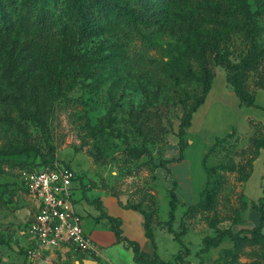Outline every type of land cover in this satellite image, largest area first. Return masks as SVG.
<instances>
[{
    "label": "rangeland",
    "instance_id": "obj_1",
    "mask_svg": "<svg viewBox=\"0 0 264 264\" xmlns=\"http://www.w3.org/2000/svg\"><path fill=\"white\" fill-rule=\"evenodd\" d=\"M215 1L228 2L191 0L167 5L146 25L80 38L76 47L84 53L116 54L107 61H94L85 76L73 64H63L61 70L65 71L60 74L42 70V81L49 91L38 95V118L19 113L17 105L23 107L22 99L17 104L9 97L0 100V148H19L24 137L48 156L51 145L55 158L71 169V200L77 198L78 191H105L123 203L139 202L160 220L167 217V191L175 180L177 200L171 226L176 231L184 226L181 236L187 232L192 245L212 230L207 224L212 217L225 224L242 197L243 184L236 178V166L252 150L251 136L261 135L264 126V91L254 83L256 73L249 72L246 79L256 105H246L238 102L225 83L222 67L213 65L205 102L194 112L192 125L187 129L190 133L181 135L182 157L166 163L168 172L156 165L159 158L177 155L179 119L199 90V82L181 72V68L196 72L189 52L194 30L202 34L215 26L214 18L219 17L228 22L240 21L234 13L224 14L210 7ZM248 2L250 9L255 10V0ZM188 13L190 17H183ZM256 17L261 26L257 41L264 47V11ZM5 43L3 49L1 44ZM227 44L231 59L247 47L236 30L228 31ZM8 50L9 41H0V87L3 92H15L3 71ZM9 72L12 78L13 73ZM5 113L22 129L3 121ZM248 118L260 123L248 124ZM231 129L233 133L210 148L213 137ZM205 152L206 165L214 166L208 186L215 201L209 209L201 210L197 200L206 179L201 166ZM33 158L26 148L0 154V264L21 263L20 254L12 246L24 242L22 233L32 209L24 196L20 170ZM243 183L253 190L259 183L263 185L264 152L253 159L251 172ZM157 226L165 230L164 225ZM160 232L155 231L156 236ZM249 248L257 251L255 257L264 264V249L255 246L244 247L238 262L253 257L248 255Z\"/></svg>",
    "mask_w": 264,
    "mask_h": 264
},
{
    "label": "trees",
    "instance_id": "obj_2",
    "mask_svg": "<svg viewBox=\"0 0 264 264\" xmlns=\"http://www.w3.org/2000/svg\"><path fill=\"white\" fill-rule=\"evenodd\" d=\"M191 0H0V41H9V58L7 59L3 71L5 79L13 86L15 92L2 90L0 87V100L11 98L15 104L19 99L24 101L23 107L17 105L20 114H27L30 118H38L35 110L38 107L39 93L46 94L49 90L42 81V70L49 73L64 72L63 64H73L83 76L89 73V68L94 61H107L110 56L116 54L109 51L98 56L91 53H84L76 47V42L83 37H91L102 34L105 31H113L122 27L137 28L139 24L146 25L155 19L154 15L164 6L190 2ZM255 10L250 9L248 0H228L227 3L215 1L210 7L217 9L224 14L234 13L240 19L239 22H228L223 17L214 18L217 24L211 29L199 34L194 30L191 37V58L196 63V72L181 68L182 74L188 78H193L199 82V90L193 99L188 102L185 111L182 113L178 126V148L177 155L169 158H159L157 166L162 167L166 172L169 171L167 162L179 160L183 147L181 135L186 132L190 124L192 113L203 101L213 77V65H219L224 71L225 83L234 92L242 104L256 105L255 96L249 91L246 79L251 72L256 73L254 83L264 91V47L257 41V34L261 26L256 14L264 11V0H255ZM183 17H190L185 14ZM236 30L240 32L247 43L245 51L238 54L235 59H231V52L228 48V31ZM6 48V43L1 44ZM53 45V48L50 46ZM100 48V46H98ZM95 52V51H94ZM21 62V66H17ZM60 63L59 68L56 65ZM13 77L10 78V72ZM25 81V85L22 84ZM32 106V109H29ZM264 108V106H263ZM3 121L9 125H14L22 129L18 121L5 113ZM249 123H260L248 118ZM234 130L227 131L221 136H215L210 144V148L225 136H229ZM253 148L245 157L242 164L236 166V178L241 183L251 172L252 160L258 153V149L264 148V126L261 135L251 136ZM25 148L30 150L35 156L26 168L44 165L56 159L50 145L45 156L33 143H27L24 137L21 138L19 148L13 146L12 149L0 148V154L10 151H23ZM207 152L201 157V166L204 169L206 179L205 184L200 190V197L197 200L198 208L201 210L209 209L215 199L213 198L210 186H208L210 176L214 171V166L205 163ZM64 165L68 166L65 162ZM69 167V166H68ZM168 188L167 217L160 220L154 217L151 209H145L139 202L122 203L125 207L138 210L142 214V227L147 237L153 241V228L156 225H164L165 230L170 232L173 238L180 242L181 246L174 254L171 261H163L156 254L151 260L159 264H187L185 256L189 253L188 246L181 241L180 235L185 231L181 225L178 231L172 229L171 221L174 218L175 203L177 200L173 186ZM85 197L84 192H80ZM242 194V193H241ZM100 210L97 198L93 197ZM189 205V204H188ZM246 206V201L241 197L238 209L232 208V216L225 223L221 224L216 217L208 220L207 224L211 227V232L203 234L200 239L201 245L195 251L196 255L206 251L209 247L217 246L223 236H227L231 245L219 247L217 256L209 264H260L255 257L257 251L249 248L248 255L253 256L248 261L238 262V257L243 253L244 247H257L264 249V232L261 230L264 221V194L251 201V208L258 211L257 222L248 228H232V225L240 222V211ZM240 209V210H239ZM109 226L115 234L116 240H122L132 249V259L136 260L138 255L137 242L119 234L118 219L106 215ZM14 245L17 249H14ZM12 247L21 256V263L25 264L24 247L15 243ZM147 260V258H144ZM202 258L198 256V263H202Z\"/></svg>",
    "mask_w": 264,
    "mask_h": 264
},
{
    "label": "crops",
    "instance_id": "obj_3",
    "mask_svg": "<svg viewBox=\"0 0 264 264\" xmlns=\"http://www.w3.org/2000/svg\"><path fill=\"white\" fill-rule=\"evenodd\" d=\"M206 94L200 105L205 102ZM234 102L237 104L239 100L238 102L234 100ZM194 112L192 113L189 126L192 125ZM188 127L186 128V134L190 133L189 130H187ZM226 132L227 131H225V133ZM212 139H214V137ZM262 152H264V148L260 147L254 158L259 156ZM243 182L241 183L243 184V186H241V193L242 198L246 201V206L240 211V222L232 225L234 229L248 228L257 222L259 213L257 210L251 208V201L256 200L257 197L264 194V183L263 185L259 183L253 190L250 187L248 188V184L244 186ZM93 197H96L97 202L100 204L101 214H99L100 210L96 207L95 202L91 201ZM72 201L74 210L81 217V228L83 232L90 236L98 253L95 255L72 254L67 259V262L71 264H83V259H91L94 261V264H159L151 260L154 254L163 261H171L174 254L181 246L180 242L173 238L170 232L160 230L157 225L153 228V241H151L144 233L142 227V214L136 209L123 206L122 203L124 200H119L117 196L109 192L90 190L86 192L85 197H82L81 193L78 191L77 198H74ZM106 215L118 219L119 234L121 236L137 242L138 255L140 256L138 259H132V249L129 245L122 240H116ZM154 230L161 232L156 236ZM261 230L264 232V221ZM186 233H184L183 236L180 235V238L183 244L189 248V253L185 256L188 260L187 264H199L198 256L203 260L201 264H209L217 256L219 247H228L231 245L227 236H223L217 246L209 247L206 251L196 255L195 251L200 247V239L203 235L199 238L198 242L192 245ZM144 258H147V260Z\"/></svg>",
    "mask_w": 264,
    "mask_h": 264
},
{
    "label": "built area",
    "instance_id": "obj_4",
    "mask_svg": "<svg viewBox=\"0 0 264 264\" xmlns=\"http://www.w3.org/2000/svg\"><path fill=\"white\" fill-rule=\"evenodd\" d=\"M20 174L25 199L32 209L22 233L25 264H64L72 254H97L73 208L70 167L53 159L23 168Z\"/></svg>",
    "mask_w": 264,
    "mask_h": 264
},
{
    "label": "water",
    "instance_id": "obj_5",
    "mask_svg": "<svg viewBox=\"0 0 264 264\" xmlns=\"http://www.w3.org/2000/svg\"><path fill=\"white\" fill-rule=\"evenodd\" d=\"M82 263H83V264H94V261L91 260V259H83V260H82Z\"/></svg>",
    "mask_w": 264,
    "mask_h": 264
}]
</instances>
